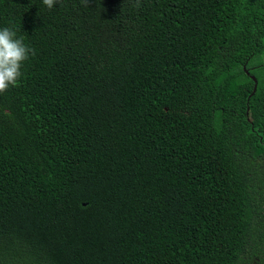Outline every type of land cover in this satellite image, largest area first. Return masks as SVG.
I'll use <instances>...</instances> for the list:
<instances>
[{
    "label": "trees",
    "instance_id": "16d2710c",
    "mask_svg": "<svg viewBox=\"0 0 264 264\" xmlns=\"http://www.w3.org/2000/svg\"><path fill=\"white\" fill-rule=\"evenodd\" d=\"M5 27L35 55L0 94V264L264 259V0H0Z\"/></svg>",
    "mask_w": 264,
    "mask_h": 264
},
{
    "label": "clouds",
    "instance_id": "9594fccd",
    "mask_svg": "<svg viewBox=\"0 0 264 264\" xmlns=\"http://www.w3.org/2000/svg\"><path fill=\"white\" fill-rule=\"evenodd\" d=\"M57 2L42 0L48 10H52ZM82 4L88 6L89 0H82ZM30 55L34 56L35 50L24 43V37L17 38L16 31L10 28L0 29V94L16 85L22 76V66Z\"/></svg>",
    "mask_w": 264,
    "mask_h": 264
},
{
    "label": "flooded vegetation",
    "instance_id": "af4514ba",
    "mask_svg": "<svg viewBox=\"0 0 264 264\" xmlns=\"http://www.w3.org/2000/svg\"><path fill=\"white\" fill-rule=\"evenodd\" d=\"M260 251L263 252V258H264V247H260ZM254 260L252 261V264H264V259L258 258V256L253 257Z\"/></svg>",
    "mask_w": 264,
    "mask_h": 264
},
{
    "label": "water",
    "instance_id": "95a60500",
    "mask_svg": "<svg viewBox=\"0 0 264 264\" xmlns=\"http://www.w3.org/2000/svg\"><path fill=\"white\" fill-rule=\"evenodd\" d=\"M247 74H248V72H247ZM251 78H252L253 81L255 82V87H254V91H253V93H255L256 90H257V87H258V80L256 79L255 76H251Z\"/></svg>",
    "mask_w": 264,
    "mask_h": 264
}]
</instances>
